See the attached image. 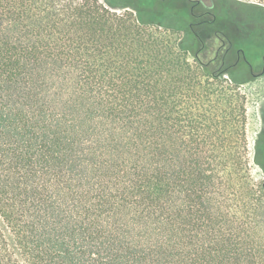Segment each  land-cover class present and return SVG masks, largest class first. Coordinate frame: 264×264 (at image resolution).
<instances>
[{"label": "trees", "instance_id": "1", "mask_svg": "<svg viewBox=\"0 0 264 264\" xmlns=\"http://www.w3.org/2000/svg\"><path fill=\"white\" fill-rule=\"evenodd\" d=\"M179 3L0 0V264H264V0Z\"/></svg>", "mask_w": 264, "mask_h": 264}, {"label": "rangeland", "instance_id": "2", "mask_svg": "<svg viewBox=\"0 0 264 264\" xmlns=\"http://www.w3.org/2000/svg\"><path fill=\"white\" fill-rule=\"evenodd\" d=\"M150 3H162L164 0H148ZM176 4H180L179 0H171ZM206 3L216 4L219 0H204ZM242 1H255L261 0H242ZM160 5V4H159ZM218 16L223 15L221 8H215ZM223 17L221 28L224 32L229 35L236 34V26L231 22L230 19ZM251 28V26H250ZM248 81L242 85V91L246 96V135L248 141V160H249V171L252 180L256 183L264 181V173L261 167L262 158V146H259L258 150L256 145L262 141L264 135V74L252 76L247 73ZM257 159V160H256Z\"/></svg>", "mask_w": 264, "mask_h": 264}, {"label": "flooded vegetation", "instance_id": "3", "mask_svg": "<svg viewBox=\"0 0 264 264\" xmlns=\"http://www.w3.org/2000/svg\"><path fill=\"white\" fill-rule=\"evenodd\" d=\"M179 1H181V0H179ZM182 2L184 3V6L186 5V4H188V6H187V8H188V10H190V11H188V12H191V14L193 15H195V16H200L202 13L201 12H199V10L197 9L198 8V6L199 7H204V6H206V7H210V6H212V4H214V3H206L204 0H182ZM193 8L195 9V11L193 10ZM224 14L225 13H223V16H224ZM217 17L215 16V19H216ZM215 19H213V20H215ZM202 21H204L203 23H207L208 21L207 20H205V19H203ZM220 24H222V20H220V22H219ZM221 28V27H220ZM221 30L223 31V29L221 28ZM236 34H233L232 35V33H231V35H229L228 33H226V32H224V34L226 35V37L228 38V41H229V46L230 47H234V45H235V43H234V41L232 40L233 39V36L234 35H237V34H239L241 31L238 29V28H236ZM217 47V46H216ZM240 51H244V47L243 46H236ZM262 61H261V63H260V68L258 69V70H256V71H254V70H250V74L252 75V76H256V75H260V74H264V55L262 56ZM260 161H261V167H262V170H263V173H264V155H263V153H262V158L260 159Z\"/></svg>", "mask_w": 264, "mask_h": 264}]
</instances>
